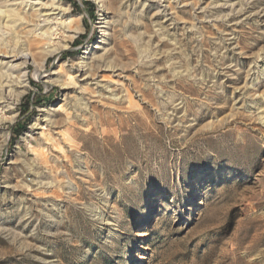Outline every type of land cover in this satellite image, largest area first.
I'll return each instance as SVG.
<instances>
[{
    "label": "rangeland",
    "instance_id": "obj_1",
    "mask_svg": "<svg viewBox=\"0 0 264 264\" xmlns=\"http://www.w3.org/2000/svg\"><path fill=\"white\" fill-rule=\"evenodd\" d=\"M27 1L68 13L49 85L0 19L36 63L0 107V264H264V0Z\"/></svg>",
    "mask_w": 264,
    "mask_h": 264
},
{
    "label": "bare ground",
    "instance_id": "obj_2",
    "mask_svg": "<svg viewBox=\"0 0 264 264\" xmlns=\"http://www.w3.org/2000/svg\"><path fill=\"white\" fill-rule=\"evenodd\" d=\"M12 1V2H11ZM16 0H0V19L2 23V28L5 29L12 25L13 28L18 25H25L28 28L26 35L37 38L39 41L43 40L44 46L41 48L42 51V61L39 65H37L34 60L31 59V53L24 48L23 44L24 41L22 40L23 36L14 37L11 41L13 45H8V43L0 42V107L4 105H10L15 100L16 97L15 90L19 88H23L24 85V77L25 74L13 76V72L16 71L15 62L20 61L22 64L21 66L27 65L30 61L36 64L38 73L36 77L41 80L44 84L49 85L51 84V80L49 74L42 75V63L47 59L48 56H51L58 48H54L51 45L50 41L53 40L52 36L56 35L57 29H52L50 27L51 20L50 18L55 15L52 11H63L64 13H68L67 9H61L59 7H50L47 11H44V8L40 6V3L33 2L30 3L29 6L27 4V0H21L22 3L26 2V6L29 8V12L21 13L16 12V9H9L11 6H19L20 4L14 3ZM11 2V3H10ZM33 6H40V8L34 9ZM51 6V5H50ZM3 9V10H2ZM46 10V9H45ZM24 12V11H23ZM43 17V19H41ZM38 21V22H36ZM70 22V21H69ZM68 22V23H69ZM0 23V24H1ZM42 23V25H41ZM7 24V25H6ZM17 25V26H18ZM99 34L101 35L100 38L104 37L106 34V21L105 17L100 19L98 22ZM63 32H76V28L72 29L68 28H61ZM66 29V31H64ZM38 41V43H39ZM42 42V41H41ZM40 42V43H41ZM42 42V43H43ZM10 43V44H11ZM17 46V49L15 47ZM64 50V49H63ZM60 108V107H58Z\"/></svg>",
    "mask_w": 264,
    "mask_h": 264
},
{
    "label": "trees",
    "instance_id": "obj_3",
    "mask_svg": "<svg viewBox=\"0 0 264 264\" xmlns=\"http://www.w3.org/2000/svg\"><path fill=\"white\" fill-rule=\"evenodd\" d=\"M14 128H15V125L12 127V135H11L12 138H15L17 136V132L14 130Z\"/></svg>",
    "mask_w": 264,
    "mask_h": 264
}]
</instances>
